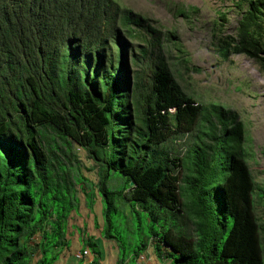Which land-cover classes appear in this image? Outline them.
<instances>
[{"label":"trees","instance_id":"obj_1","mask_svg":"<svg viewBox=\"0 0 264 264\" xmlns=\"http://www.w3.org/2000/svg\"><path fill=\"white\" fill-rule=\"evenodd\" d=\"M263 15L264 0H248L236 38L220 44L224 59L245 54L264 70ZM163 33L177 37L119 0H0V264H48L47 252L56 260L73 235L79 192L87 206L100 191L108 230L123 198L153 223L171 216L152 229L157 257L264 264L244 122L238 110L186 90ZM78 149L94 162L91 186Z\"/></svg>","mask_w":264,"mask_h":264},{"label":"rangeland","instance_id":"obj_2","mask_svg":"<svg viewBox=\"0 0 264 264\" xmlns=\"http://www.w3.org/2000/svg\"><path fill=\"white\" fill-rule=\"evenodd\" d=\"M119 1L149 18L150 22L162 31L176 32L177 37L171 38V41L164 40L166 38L164 33L161 35L163 52L176 77L190 94L202 102H218L239 111L245 125L243 156L250 164L256 183L253 195L255 213L263 218L264 197L260 187L264 188V70L258 61L245 54H232L226 60L219 52L220 44L225 38L228 36L236 38L239 21L248 8V0ZM183 9L188 16L181 13ZM261 20L264 25V15ZM121 34L130 45L142 47L144 44L139 39L132 40L123 31ZM172 41L188 53L185 56L186 62L183 53ZM126 61L131 71L133 87L136 66L131 62V49L127 53ZM78 155L87 177L86 185L97 183L95 170H89V167L94 166L93 160L82 149H78ZM111 178L114 187L124 186L117 177V172H113ZM189 192L190 189L183 184L182 193L185 200L189 199L187 194ZM79 197L77 212L70 220L73 235L67 240L68 247H64V253L56 260L51 259L52 252H47L45 263L142 264L138 262V257L149 253L151 262L173 264L170 258L157 257L151 241L152 229L160 231L161 224L168 226L172 222L169 214L161 213L160 224L153 223L145 211L123 198L124 203L119 204L120 211L113 215L116 227L108 230L105 227L107 201L104 192L100 191L94 203H87V206L82 192H79ZM147 239L149 240L147 249L140 248L142 241ZM90 240L97 245H89ZM86 246L89 247L94 262L87 257L76 256V251ZM135 250H141V254L137 255Z\"/></svg>","mask_w":264,"mask_h":264},{"label":"crops","instance_id":"obj_3","mask_svg":"<svg viewBox=\"0 0 264 264\" xmlns=\"http://www.w3.org/2000/svg\"><path fill=\"white\" fill-rule=\"evenodd\" d=\"M76 253H77V251H76ZM142 256H144V257H142ZM142 257V258H141ZM149 253H147V255H140V257H138L139 259H138V262L139 263H142V264H144V263H146V264H157V262H151V261H149ZM89 260H92V259H89ZM95 261V259L93 260V262Z\"/></svg>","mask_w":264,"mask_h":264},{"label":"clouds","instance_id":"obj_4","mask_svg":"<svg viewBox=\"0 0 264 264\" xmlns=\"http://www.w3.org/2000/svg\"><path fill=\"white\" fill-rule=\"evenodd\" d=\"M85 249H88V250L90 251L89 247L86 246L84 249H82V250H78L77 253H76V256H77L78 258H84V257H87V258H89V259H92L91 261L93 262L94 259H93L92 255H91V251H90V254L87 255V256H82V257H79V256H78V253H79V252L82 253ZM142 257H144V256H142Z\"/></svg>","mask_w":264,"mask_h":264},{"label":"built area","instance_id":"obj_5","mask_svg":"<svg viewBox=\"0 0 264 264\" xmlns=\"http://www.w3.org/2000/svg\"><path fill=\"white\" fill-rule=\"evenodd\" d=\"M89 254H90V251H89L88 249H85L82 253L79 252V253H78V256H79V257H82V256H87V255H89Z\"/></svg>","mask_w":264,"mask_h":264}]
</instances>
